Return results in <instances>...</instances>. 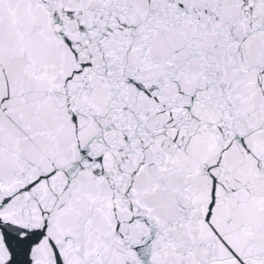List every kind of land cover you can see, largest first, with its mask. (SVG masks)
I'll list each match as a JSON object with an SVG mask.
<instances>
[{
  "label": "snow or ice",
  "instance_id": "snow-or-ice-1",
  "mask_svg": "<svg viewBox=\"0 0 264 264\" xmlns=\"http://www.w3.org/2000/svg\"><path fill=\"white\" fill-rule=\"evenodd\" d=\"M0 264H264V0H0Z\"/></svg>",
  "mask_w": 264,
  "mask_h": 264
}]
</instances>
